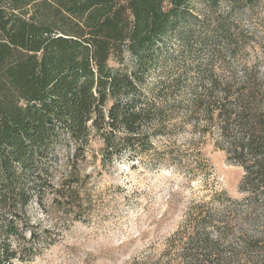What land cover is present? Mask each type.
I'll list each match as a JSON object with an SVG mask.
<instances>
[{
    "label": "trees",
    "instance_id": "obj_1",
    "mask_svg": "<svg viewBox=\"0 0 264 264\" xmlns=\"http://www.w3.org/2000/svg\"><path fill=\"white\" fill-rule=\"evenodd\" d=\"M237 1L0 0V264L31 260L56 240L33 220L35 202L58 221L79 216L91 198L87 164L154 153L178 108L166 92L185 88L180 77L150 79L173 56L171 38L184 58L194 43L227 47ZM235 81L212 71L188 106H205L226 134L238 121L230 159L252 206L264 205V104L253 90L233 94ZM257 239L187 262L264 264V234Z\"/></svg>",
    "mask_w": 264,
    "mask_h": 264
},
{
    "label": "rangeland",
    "instance_id": "obj_2",
    "mask_svg": "<svg viewBox=\"0 0 264 264\" xmlns=\"http://www.w3.org/2000/svg\"><path fill=\"white\" fill-rule=\"evenodd\" d=\"M235 7L227 47L198 50L194 43L184 58L171 38L173 56L150 79L180 77L185 88L166 92L178 108L169 135L155 138L154 153L134 158L127 152L106 167L99 160L87 164L91 198L81 196L79 216L58 221L35 202L33 220L52 228L56 240L14 264H188L196 256L251 248L264 234V205L252 206L253 196L241 189L244 169L228 151L242 134L238 121L230 119L226 134L205 106H188L192 88L212 71L236 79L233 94L253 90L264 104V0H238Z\"/></svg>",
    "mask_w": 264,
    "mask_h": 264
}]
</instances>
